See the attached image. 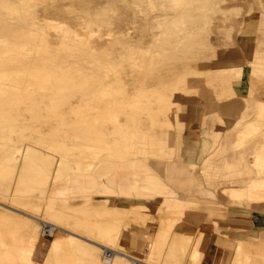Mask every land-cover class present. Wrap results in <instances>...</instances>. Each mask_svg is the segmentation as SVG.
<instances>
[{
    "label": "rangeland",
    "instance_id": "374dc122",
    "mask_svg": "<svg viewBox=\"0 0 264 264\" xmlns=\"http://www.w3.org/2000/svg\"><path fill=\"white\" fill-rule=\"evenodd\" d=\"M44 1L39 16L64 22L52 10L57 4L63 14L69 6L67 24L80 37L74 36V43L63 46V37L73 36L71 33L42 26L44 32L40 33L48 48L28 44L25 49L35 48L41 54L33 60L47 57L65 69L52 67L45 60L48 66L39 65L42 67H38L42 61L36 65L38 60H34L33 65L26 60L32 70L42 72L37 76H13L28 63L20 60L24 67L21 64L14 71L16 62L20 63L16 60L10 66L17 49L0 43V56L8 63L0 57L8 66L4 74L5 66L0 67V210L17 218L0 221V244H9L10 261L103 264L105 251L96 258L89 254L90 248L99 244L113 250H106L111 257L117 252L114 262L123 264H264V185L256 183L264 180V170L259 171L255 164L256 152L264 153V0H194L174 11L160 10L158 5L167 6V0ZM9 3L15 10L6 16L18 18L24 0ZM81 5L89 6L90 11L82 10ZM191 8L192 12L185 14ZM177 12L183 18L176 16ZM157 22L165 25L158 28ZM97 33L117 34L103 38L118 40L107 45L105 39L97 40ZM119 33H124L123 39ZM3 36L13 43L9 35ZM79 39L82 43H77ZM8 58L14 59L9 62ZM256 65L262 76L257 84L253 78L250 97L245 100L250 87L246 90L247 84L240 82V73L245 82L249 66ZM71 67L74 70H68ZM99 69L112 74L102 73L106 78H101ZM88 76L87 80L96 81L91 87ZM102 81L112 90L109 99L119 104L124 98L129 100L115 113L97 108ZM97 82L103 88L99 89ZM132 96L137 97V107ZM249 105L253 107L247 108ZM243 114L246 120L241 131L235 139L229 137L234 140L230 162L219 164L222 156L217 157L215 149L236 125L224 120ZM113 115L118 123H113ZM164 133L167 156L156 158L160 155L151 153V138ZM137 148L145 150L148 164H156L153 174L167 195L148 197L136 192L128 196L113 188L102 194L109 202L100 206L72 205L71 199L77 204L80 201L74 192L57 199L62 206L51 200L50 186L75 179L77 174L95 175L96 166L105 163L117 162L115 175L132 179L125 161L136 160ZM172 166L181 168L182 173L167 170ZM240 179L246 180L243 185L236 183ZM245 183L257 187L244 190ZM240 189L243 193L231 194V190ZM84 196L98 194L91 190ZM131 197L142 200L121 203ZM156 197L191 204L163 199L152 202ZM123 206L129 209L122 211ZM52 214L60 215V220ZM32 217L45 222L35 221L37 243H21L19 239L29 235L23 221ZM43 225L58 230L43 237ZM12 232L16 240H12ZM58 242L61 247L49 257L48 251ZM3 250L0 247V264H5Z\"/></svg>",
    "mask_w": 264,
    "mask_h": 264
},
{
    "label": "bare ground",
    "instance_id": "6f19581e",
    "mask_svg": "<svg viewBox=\"0 0 264 264\" xmlns=\"http://www.w3.org/2000/svg\"><path fill=\"white\" fill-rule=\"evenodd\" d=\"M11 0H0V43L1 44H6V45H8V47L9 46H11V47H14V48H16L17 50H16V59H14L15 61L13 62L10 58H8L9 59V62H10V60L12 61L11 62V67L13 66V65H15V62H16V60L18 61L19 60V62L20 63H17L16 62V65L18 64V68H16V65H15V69H14V71L16 70V69H19V65H21L23 62H24V60L23 59H25V63H28L29 61H27L26 62V60H30V63H32V61L33 62H35L34 60H38V59H32L33 57L34 58H36L35 56L37 55H39L40 53L39 52H37L38 50H36L35 48H38V46H39V49L41 48V50H42V48H44L45 49V47H46V49L48 48L47 46V43L48 42H46V39H45V37H43V36H45V35H41L42 33H40V31H42V26H45V27H51V28H54L55 29V31L57 30V31H60V33L62 34V33H64V34H69V33H71L73 36H71V37H66L65 35H63V36H65V37H63V39H62V44H63V46H67L68 45V43L69 42H72V43H74L76 40L74 39V36H75V38L76 37H80V36H78L77 35V33L75 32V31H73L72 30V32H71V30H70V27H69V25L67 24L68 23V19H66L67 17H65V12L66 13H68V11H69V6L67 7V11H64V15L63 14H61V12H62V10H60V8H59V6L57 5V4H55V8H53V10H52V12H53V14H55V16L56 17H59V16H61L62 18H64L66 21H64V22H58V19H55V21H53V20H50V19H48V18H46V19H44V18H41V16H39V8H40V5L43 3H45L46 1H44V0H24V3H25V7H23V9H22V14H20L19 16H18V18H12V16L10 17V16H6V14H12L13 13V11L15 10V9H13L11 6H10V2ZM53 2H55V3H57L56 2V0H52ZM134 1V0H133ZM149 1V0H148ZM147 1V2H148ZM154 1V0H153ZM168 2H169V4H167V6L166 5H162L161 3L158 5V6H160V10H165V11H169V10H177V9H179L180 8V6H181V4L183 5H185V4H187V5H191L192 4V2L194 1V0H167ZM165 2V1H164ZM48 3V2H47ZM123 3V1L121 2V4ZM125 3H126V1H125ZM154 3V2H153ZM153 3H150V5L152 4L153 5ZM156 3H157V1H156ZM128 4V3H127ZM149 5V4H148ZM157 6V5H156ZM157 6V7H158ZM70 7H72V6H70ZM151 7H153V6H151ZM150 7V8H151ZM81 8H82V10L84 9L87 13H88V11H90V7L89 6H87V7H85V8H83L82 7V5H81ZM154 8V7H153ZM71 9H73V8H71ZM138 10H140V9H138ZM192 8L191 9H189V11H186V13L185 14H187L188 13V15H189V13H191L192 12ZM2 11H4L3 13H2ZM99 11V10H98ZM43 12V11H42ZM101 12V11H100ZM45 13V12H44ZM91 13V12H90ZM94 13V12H93ZM97 14H98V12H97ZM101 14V13H100ZM89 16V15H88ZM87 16V17H88ZM92 16V15H91ZM91 16H89V18L91 17ZM176 16H178V17H181L182 15H178V12H177V15ZM96 17H97V15H96ZM95 17V18H96ZM175 18H177V17H175ZM181 18H183V17H181ZM71 22V21H70ZM40 23H43V25H41ZM109 23V22H108ZM90 24H92V23H90ZM89 24V25H90ZM136 24V23H135ZM38 25L40 26V27H38ZM157 26L159 25V27L158 28H160V27H162L163 25H165V23H161V22H157V24H156ZM92 26H93V24H92ZM29 28H32V29H29ZM35 28V29H34ZM29 29V30H28ZM46 29V28H45ZM48 29V28H47ZM98 29V28H97ZM53 30V29H52ZM133 30V29H132ZM47 31V30H46ZM49 31H50V29H49ZM56 31V32H57ZM42 32H44V29H43V31ZM126 33V32H125ZM4 34H7V35H9L12 39H13V43H9L5 38H4ZM98 34V33H97ZM124 33H119V38L121 37V39H123L124 38V35H123ZM91 35V37H94V36H92V33L90 34ZM95 35V34H94ZM105 35H107L106 37H112L113 35H117V34H112V33H105V34H103V35H99L98 34V37L95 35V37H97V40L98 41H101L102 40V38L105 36ZM127 35H128V33H127ZM29 37V38H28ZM125 37H128V36H125ZM81 39V38H80ZM77 40V43L79 42V43H82V41L83 40ZM103 39H105L106 41H105V43L107 44V45H112V44H115L116 42H117V40H118V37H114L112 40H109V38H103ZM122 41V40H121ZM154 41H158V38H156V40H154ZM88 43V42H87ZM119 43H121V42H119ZM151 43H152V41H151ZM155 43V42H154ZM28 44H32V45H34V49H30V50H27V49H25V47H27V45ZM119 45V44H118ZM100 47V46H99ZM92 50V49H91ZM93 51V50H92ZM100 51H101V48H100ZM47 50H46V54H47ZM49 53V52H48ZM98 53V52H97ZM101 54H102V52H100ZM104 53H105V51H104ZM108 53H110V52H108ZM105 54H107V53H105ZM47 55H49V54H47ZM100 55V54H99ZM103 55V54H102ZM39 56H41V54L39 55ZM45 56V55H44ZM106 56V55H105ZM104 56V57H105ZM1 57V59L3 60L4 59V62H5V58H3V56H0ZM51 57V56H50ZM49 57V58H50ZM41 58H43V57H40V59ZM108 58V57H107ZM137 58V57H136ZM32 59V60H31ZM20 60H22V61H20ZM43 60H45V59H42V60H38L37 62H35V64L36 63H40L41 61V64H38V67H42V66H39V65H47V64H44L43 63ZM50 59H48L47 57H46V60L45 61H49ZM52 60V59H51ZM137 60V59H136ZM135 60V61H136ZM0 62H2V61H0ZM2 62L3 64L0 66V67H4L5 68V70H4V68H3V74L4 73H7V67L8 66H6V64L5 63H7V62ZM22 62V63H21ZM50 62V61H49ZM48 62V63H49ZM56 63V61L54 60V61H52V62H50V63ZM97 62H98V59H97ZM12 63H14V64H12ZM25 63H23V64H25ZM30 63H28L30 66H29V69H28V67H27V69L28 70H26V65L28 66V64H26L25 65V67L23 66V64L21 65V66H23L24 67V69H23V71H21V69L22 68H20L19 70H16V72L13 74V76H20V77H23V76H29V75H31V76H37V75H42V72L41 71H39L38 70V68L36 69V70H34L35 68H34V66H32L34 69L32 70V68H30L31 67V65L33 64L34 65V63H32V64H30ZM43 63V64H42ZM49 63V65H52V67L54 66V67H56L55 65H57V66H60L61 67V65H58L57 63L56 64H50ZM1 64V63H0ZM5 64V65H4ZM101 64V63H100ZM104 64V63H103ZM106 64V63H105ZM104 64V65H105ZM135 64H136V62H135ZM7 65H8V63H7ZM37 65V64H36ZM113 64L111 63L110 64V66L109 67H111ZM48 66V65H47ZM101 67H104V66H102V65H100ZM106 67H108L107 65H105ZM135 66H137V64L135 65ZM10 67V68H11ZM106 67H104V68H106ZM47 68H50V67H47ZM61 68H63V69H65L64 67H61ZM72 68V67H71ZM99 68V67H98ZM115 68H116V66H115ZM1 69V68H0ZM45 69V68H44ZM51 69V68H50ZM55 69V68H54ZM108 69V68H107ZM110 69V68H109ZM108 69V70H109ZM9 70V69H8ZM13 70V69H12ZM68 70H74L73 68L72 69H70V68H68ZM108 70H106L105 72L106 73H108V76H109V74L111 73V70L114 72V74H115V76L117 75V71H114V67L108 72ZM14 71H10V72H14ZM66 71V70H65ZM77 71H79V69L77 70ZM81 71V70H80ZM0 72H2V70L0 71ZM46 72H48V71H46ZM55 72V71H54ZM63 72V71H62ZM66 72H68V71H66ZM74 73H71V74H75V71H73ZM101 70L99 69V72H98V74H101V78H102V76H103V78H104V74H106V73H104V70L101 72ZM57 73V72H56ZM70 73V72H69ZM82 73V72H81ZM102 73H104V74H102ZM3 74L0 76V77H2L3 76ZM10 74V73H9ZM54 74V73H53ZM65 74V73H64ZM112 74V73H111ZM110 74V75H111ZM114 74H113V76H114ZM10 75H12V74H10ZM10 75H7V76H10ZM47 76V74H45L44 73V76ZM59 75V74H58ZM67 75V74H66ZM70 75V74H69ZM83 75V74H82ZM87 75V74H86ZM85 75V76H86ZM96 75V74H95ZM94 75V76H95ZM5 76V75H4ZM45 76V77H46ZM57 76V75H56ZM99 76V75H98ZM107 76V77H108ZM114 76V77H115ZM120 75H117V77H119ZM40 77V76H39ZM49 76H47V78H48ZM52 76H50V79H52L51 78ZM61 77V76H60ZM70 77V76H69ZM97 77V76H96ZM37 78V77H36ZM55 78V77H54ZM58 78V77H57ZM56 78V79H57ZM64 78V77H63ZM87 78H90L89 76L88 77H86V81H89V79L87 80ZM106 78V77H105ZM104 78V79H105ZM34 79H35V77H34ZM119 79V78H118ZM49 80V79H48ZM61 80H62V78H61ZM66 80V79H65ZM93 80H94V78H93ZM89 81L90 83H89V86L91 87V83L93 84L94 82H96V81ZM97 80V79H96ZM101 80V79H100ZM79 81L81 82V81H83V82H81V83H84V80H82V78H81V80L79 79ZM118 81H120V79L118 80ZM60 82V81H59ZM63 82V81H62ZM68 82V81H67ZM88 83V82H87ZM99 82H97L95 85H97ZM102 85L104 86V88H103V86L102 87H100V83H99V89L100 88H103V89H101V91H99V92H97V94L98 93H101V97L99 96V97H96V98H99V99H101L100 100V102L103 104H101L100 105V102H99V104H97V108L98 109H104V110H106V111H114V113H115V110L117 109V108H122L123 107V103H125L126 102V100H128V99H126V98H124V101H121V103L119 104V102L118 103H116L115 101H114V99L113 100H111V99H109L108 98V93L110 94L111 92H112V90H108L107 89V87L104 85V83L105 82H103L102 81ZM115 83H117V79H116V81H115ZM120 83H122V80L119 82V84ZM70 85V84H69ZM82 85V84H81ZM58 86V85H57ZM57 86H55V88L58 90V88H57ZM84 86V85H83ZM88 86V87H89ZM144 86V85H143ZM67 87H69V86H67ZM65 88V87H64ZM85 88H86V86H85ZM93 89H94V87H92ZM96 88V87H95ZM122 87H120V89H121ZM66 89V88H65ZM97 89V88H96ZM98 89V90H99ZM111 89V88H110ZM113 89V88H112ZM123 89V88H122ZM148 89V88H147ZM49 90V89H48ZM66 90H68V89H66ZM86 90H89V89H87L86 88ZM92 90V89H91ZM124 90V89H123ZM142 91H143V89H141ZM149 90H151V88H149ZM69 93H70V87H69ZM90 91V90H89ZM94 91H95V89H94ZM85 92V91H84ZM93 92V91H92ZM86 93V92H85ZM94 94V93H93ZM107 96V97H106ZM134 96V95H133ZM132 96V97H133ZM110 97V96H109ZM136 98L137 97H133V98H131V100L133 101L132 103L134 104L133 106H135V107H137L138 106V101L136 100ZM94 99V98H93ZM129 101V100H128ZM169 104H173V101L172 102H170ZM169 106V105H168ZM114 117H113V123H118V120H117V118H116V116L115 115H113ZM152 124H153V122H151ZM255 164H256V166H258V169H259V171H262V170H264V153L263 152H260V151H257L256 152V154H255ZM219 168V167H218ZM2 169V168H1ZM2 171V170H1ZM0 171V172H1ZM263 172V171H262ZM256 183H260V184H263L264 185V180L262 181H259V182H256ZM242 185H243V183H241ZM257 184H255V183H245L244 184V190H246V188H250V187H257L256 186ZM243 189H240V190H238V191H234V190H231V194H233V196H235V194H238V192L239 193H243ZM239 196H241V194H239ZM243 196V195H242ZM53 215V214H52ZM58 217H60V215H57V214H55V215H53V219H57V220H60V218H58ZM11 219H17L13 214H11V213H9V212H7L6 210H0V221H2V222H4V223H6V222H11ZM35 221L37 222V223H45L44 221H40V220H38V219H36V218H31V220H27V221H23V225H27L28 226V230H29V235H28V237L27 238H23V239H19V241L22 243V242H24V243H26V242H28L29 244H34L35 245V243H37L36 242V236H37V229H38V226L35 224ZM20 224V223H19ZM50 226V225H49ZM53 230H54V232L56 231V230H58L56 227H54V226H50ZM41 228H43V226L41 227ZM3 229V228H2ZM61 231V230H60ZM7 232V231H6ZM54 232L52 233V235H54ZM11 235H12V240H16V238H17V235H16V233H14V232H12V233H10ZM9 234V235H10ZM42 236H43V229H42ZM10 237V236H9ZM44 237V236H43ZM13 242V241H12ZM0 247H2L4 250L2 251L3 253H5V255H4V259H5V264H15L14 262H11L10 261V258H9V256H8V250H7V248H9V244H4V243H1L0 244ZM59 247H61V243L60 242H58V243H56V245L55 246H53L52 248H50V250L48 251V256L49 257H51V256H53L58 250H59ZM110 250V251H113V250H111L109 247H105V246H102V245H99V244H97V245H95L93 248H90V250H89V254L91 255V257H97L96 255H98L101 251H105V253H104V258L102 259V262H103V264H123V263H117V262H114V259L116 258V257H119V254L117 253V252H114L116 255L115 256H113V257H111L110 259H106L105 258V254H106V250ZM2 254V253H1ZM121 255V254H120ZM33 263V262H32Z\"/></svg>",
    "mask_w": 264,
    "mask_h": 264
},
{
    "label": "crops",
    "instance_id": "0c3cea01",
    "mask_svg": "<svg viewBox=\"0 0 264 264\" xmlns=\"http://www.w3.org/2000/svg\"><path fill=\"white\" fill-rule=\"evenodd\" d=\"M253 58V56H251ZM254 62V61H253ZM250 67V71L248 72L246 81H243V72L240 73V82L246 83L248 91V95L244 97L245 100H247L250 97V92L252 90V84L255 82L256 84L258 83L259 79L258 77L262 76V73L260 71V67L256 65V67ZM255 80H254V79ZM254 80V82H253ZM249 85V86H248ZM253 106L249 105L247 108H252ZM241 115V114H240ZM237 117L234 120H224L226 123H232L236 124L235 127L233 128L232 134L229 136L224 137L223 143L218 145L216 147V155L217 157L219 155L222 156V160H218L217 162L219 164L227 162V164L230 162L229 158L233 155L234 151L230 149L231 143L234 141H229V137L232 139L236 138V135L239 131H241L242 127L244 126L245 123H243L245 118V114H243L241 117ZM242 120V121H241ZM241 121L242 123L239 125L238 122ZM245 122V121H244ZM240 127V129H239ZM167 134H163L161 136H152L151 138V143H150V151L151 153L156 157V155H160L156 158H162L167 156ZM215 147V145L213 146ZM144 155H145V150L143 148H137L136 149V160L132 161H125L128 164L129 167V175H132L133 178L130 179L129 177H125V179H119L115 173L117 170V167L115 163L117 162H111V163H105L100 166H96V174L94 175L93 173L89 174H77L78 177L72 180H66L65 183L59 184V182L53 184V186H50L49 189V195L51 200L57 205V206H62L58 204L56 201L58 198H62L67 196L69 193L74 192L76 194H79L80 196L78 197L80 201L78 204L74 202V199H71V204L72 205H86L89 207L90 204L93 206H100L101 204H106L108 199L105 196H102V194L108 193L113 188L119 189L120 192L124 195H132V193L138 194L140 192V196H148V197H154L156 195H167V192L164 190L163 184L157 180L156 176L153 174V171L156 170V164H148L146 160H144ZM154 158V159H156ZM124 163V162H121ZM248 163V162H247ZM218 164V165H219ZM155 165V166H154ZM217 165V163H216ZM146 168L149 171L148 175H145V170ZM167 170L173 171V173H182L181 168L172 166V167H166ZM94 170V169H93ZM225 172H223L224 175ZM93 174V175H92ZM141 174L140 178L139 175ZM135 176V177H134ZM246 180L240 179L236 180V183H243ZM195 192H198V188H195ZM94 190L98 196H95L94 198L90 196H84L87 191ZM101 196H100V195ZM76 199V198H75ZM159 199L163 200H168V201H178L180 203L184 204H191L188 202H183L180 200H176L171 197H156L152 200L156 201ZM130 200H135V201H141L139 197H131V198H123L121 200V203L125 204L127 201ZM122 211H127L129 207L123 206Z\"/></svg>",
    "mask_w": 264,
    "mask_h": 264
},
{
    "label": "built area",
    "instance_id": "2783aa9c",
    "mask_svg": "<svg viewBox=\"0 0 264 264\" xmlns=\"http://www.w3.org/2000/svg\"><path fill=\"white\" fill-rule=\"evenodd\" d=\"M43 236L44 237H50L52 235V233L54 232V230L47 225H43ZM105 258L106 259H110L111 258V253L110 252H106L105 254Z\"/></svg>",
    "mask_w": 264,
    "mask_h": 264
}]
</instances>
